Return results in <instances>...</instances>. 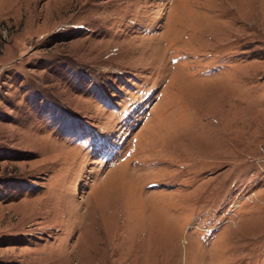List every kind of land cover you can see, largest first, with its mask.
<instances>
[{"label": "rangeland", "instance_id": "374dc122", "mask_svg": "<svg viewBox=\"0 0 264 264\" xmlns=\"http://www.w3.org/2000/svg\"><path fill=\"white\" fill-rule=\"evenodd\" d=\"M0 264H264V0H0Z\"/></svg>", "mask_w": 264, "mask_h": 264}]
</instances>
